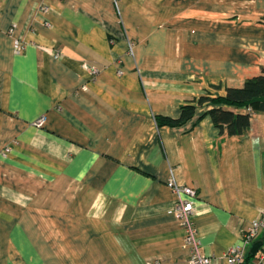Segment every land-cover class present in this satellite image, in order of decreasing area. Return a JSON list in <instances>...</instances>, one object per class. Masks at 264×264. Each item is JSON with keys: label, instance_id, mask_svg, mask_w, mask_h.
I'll list each match as a JSON object with an SVG mask.
<instances>
[{"label": "crops", "instance_id": "obj_1", "mask_svg": "<svg viewBox=\"0 0 264 264\" xmlns=\"http://www.w3.org/2000/svg\"><path fill=\"white\" fill-rule=\"evenodd\" d=\"M263 68L264 0H0V264H189L171 179L230 264L264 212V113L239 136L208 103L157 117Z\"/></svg>", "mask_w": 264, "mask_h": 264}, {"label": "trees", "instance_id": "obj_2", "mask_svg": "<svg viewBox=\"0 0 264 264\" xmlns=\"http://www.w3.org/2000/svg\"><path fill=\"white\" fill-rule=\"evenodd\" d=\"M213 106L204 115H210L214 125L221 133L230 136L244 135L249 132L252 116L255 113H264V68L258 76L249 78L243 87H229L226 94L212 96L207 94L182 106L180 118L157 117L158 126H182L194 119L197 110L205 104ZM256 255L249 252L247 260Z\"/></svg>", "mask_w": 264, "mask_h": 264}, {"label": "built area", "instance_id": "obj_3", "mask_svg": "<svg viewBox=\"0 0 264 264\" xmlns=\"http://www.w3.org/2000/svg\"><path fill=\"white\" fill-rule=\"evenodd\" d=\"M16 51L21 53L24 46L17 41ZM168 186L176 194L174 213L186 233V244L191 248L189 264H212V258L201 251V243L198 230L195 225L196 203L198 192L195 188L178 184L174 179L168 181ZM264 229V212L261 217L254 220L247 231L243 234L242 243L232 246L226 253L230 264H243L246 259V246L256 241L261 230ZM252 264H264V245L256 254Z\"/></svg>", "mask_w": 264, "mask_h": 264}, {"label": "water", "instance_id": "obj_4", "mask_svg": "<svg viewBox=\"0 0 264 264\" xmlns=\"http://www.w3.org/2000/svg\"><path fill=\"white\" fill-rule=\"evenodd\" d=\"M264 242L263 241H257L254 243L252 249H251V253L253 255H256L259 253V251L261 250V248L263 247Z\"/></svg>", "mask_w": 264, "mask_h": 264}, {"label": "rangeland", "instance_id": "obj_5", "mask_svg": "<svg viewBox=\"0 0 264 264\" xmlns=\"http://www.w3.org/2000/svg\"><path fill=\"white\" fill-rule=\"evenodd\" d=\"M197 191V190H196ZM257 220V219H256ZM252 224V223H251Z\"/></svg>", "mask_w": 264, "mask_h": 264}]
</instances>
